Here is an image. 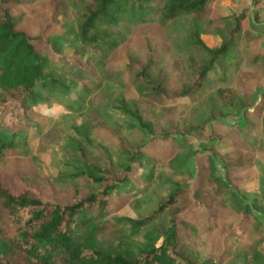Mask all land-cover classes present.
I'll return each mask as SVG.
<instances>
[{
	"label": "trees",
	"instance_id": "1",
	"mask_svg": "<svg viewBox=\"0 0 264 264\" xmlns=\"http://www.w3.org/2000/svg\"><path fill=\"white\" fill-rule=\"evenodd\" d=\"M35 1L0 0V264H207L208 257L221 263L231 254L261 264L262 231L258 232L261 227L251 211L258 206L246 203L232 189L235 182L216 175L213 161L223 163L226 177L250 166L256 153L264 162V97L255 102L245 90L247 81L261 79L262 58L246 32L236 37L242 16H208L210 0H46L49 22L38 34L29 35L16 26L26 15L21 6ZM67 23L72 24L80 48L71 56H60L58 62L86 91L94 90L84 98L86 123L125 159L114 163L105 151L90 153L76 144L65 145L64 151L78 165L68 174L69 199L51 202L41 197L40 186L47 179L32 156L25 158L34 172L14 175L21 185L17 191L9 187L4 170L6 152L18 147L15 136L27 134L41 117L34 109L42 101L35 89L48 93L66 89L41 72L38 49L48 42L45 29ZM149 24L163 30L165 43L158 52L145 34L142 57L130 37L136 27ZM211 29L221 36L212 48L200 37ZM121 45L125 47L122 66L108 67L106 59ZM240 49L242 56L237 54ZM76 53L88 55L81 62ZM218 59L225 64L223 75L213 76L217 87L199 96ZM102 79L117 83L120 93L112 107L132 118L147 138H128L122 130L132 124L102 119ZM231 79L235 88L223 87ZM198 97L178 118L168 107L160 114L150 111L152 103ZM225 106L242 116L229 130L227 149L219 153L210 146V155L197 156L199 164L192 176L182 172V159L196 152L176 135L209 131L207 138L220 137L210 130ZM154 141H170L175 148L165 160L153 157L150 170L136 181L135 169ZM167 172L184 174L183 183L162 196L160 177ZM116 199L129 208V215L112 217ZM192 208L199 209L202 221L185 217ZM225 209L236 219L225 224L220 250L206 254L216 216ZM122 224L131 230L151 225L135 253L124 243ZM96 236L102 237L105 247L96 244Z\"/></svg>",
	"mask_w": 264,
	"mask_h": 264
},
{
	"label": "rangeland",
	"instance_id": "2",
	"mask_svg": "<svg viewBox=\"0 0 264 264\" xmlns=\"http://www.w3.org/2000/svg\"><path fill=\"white\" fill-rule=\"evenodd\" d=\"M46 0H37L22 7L26 11V15L22 18L16 28L23 30L29 35L38 34L45 24L49 22L48 10L46 8ZM208 16H226L237 15L242 16L240 19V31L236 37L243 33L249 37V43L254 47V52H258L262 58V75L260 80H249L245 85V90L251 92L255 102L264 97V0H210ZM148 34L156 50L159 52L165 43L164 33L161 28L154 24L136 27L133 35L130 37L131 42L139 54L144 57L146 48L144 46V35ZM44 36L48 42L38 49V62L41 66V72L53 79H56L66 89L63 91H55L48 93L39 87L35 89L42 98L34 109L41 117L36 119L30 126L27 134L15 136L18 147L15 150L7 151V165L4 170V176L13 191H17L21 185L15 180V173L21 175H31L35 168L30 166L25 156H32L33 163L37 169L46 177L47 182L41 184L40 194L46 201L64 202L69 199L70 186L72 184L68 177L74 168L78 165L77 160L63 149L65 145L76 144L83 147L90 153H99L105 151L114 163H121L125 157L117 151L112 145L99 139L86 123L85 114L82 112L84 107V98L87 93H93L94 90L86 91L82 83L72 80L71 74L65 64L59 63L60 56H71L79 48L80 44L73 35V27L71 23L61 25V27L51 26L44 30ZM201 39L209 47H215L220 42V34L217 30L211 29L200 34ZM125 47L121 45L115 49L106 59V64L111 68H120L123 64V55ZM76 58L83 62L87 57V53H76ZM239 55H243V51H238ZM225 61L218 59L213 63L212 70L206 77L203 88L199 91V96L214 90L217 84L213 82L214 75H223V66ZM241 65V64H240ZM240 67V66H239ZM77 69V67H76ZM75 69H72L74 71ZM79 70V69H78ZM82 71V70H81ZM80 71V72H81ZM83 75H87L82 71ZM91 78V77H90ZM94 79V78H92ZM96 80V78L94 79ZM103 95L99 112L102 119L107 123L115 121H124L132 124L129 129H123L122 134L128 138H147L149 135L142 133L134 120L127 115L122 114L119 110L112 107V100L117 99L120 93V87L113 80L102 79ZM223 87L231 89L235 88L234 82L229 80ZM198 98H182L166 101L163 104L152 103L150 111L153 114L164 112L166 107L171 109L172 116L178 118L181 112L194 105ZM242 120L240 112L230 106L222 109V114L216 118L210 132L220 137L207 138L209 131L197 134L196 132H187L177 134L176 138L182 142L190 144L191 149L196 153L190 154L183 158L179 169L182 172L190 173L192 176L194 167L199 164L198 155L209 154L210 146L219 153H223L227 149V142L230 138L229 130L233 131L232 125ZM173 142L154 141L151 146L146 147L145 155L142 157V165L135 169L134 177L137 181L140 174L150 170L152 158L158 157L165 160L174 150ZM215 174L223 177L228 182H235L233 190L246 203H253L257 208L251 207L252 213L255 215L260 224L259 231L262 239L260 241V252L262 254L261 264H264V162L260 154L256 153L253 162L246 168H240L235 173L225 175L223 163L214 159ZM184 174L179 175L174 172H167L160 177L161 195L165 196L174 185L183 183ZM116 199L111 204L113 210L112 217L129 215V208ZM199 210V209H198ZM197 209L192 208L185 213L187 219L193 221H202L204 218ZM202 211V210H200ZM236 216L229 209L221 210L216 216L214 230L211 233L209 242L204 251L206 254H215L220 250L222 235L225 233V224L234 221ZM151 225L142 226L136 230H131L128 224L120 226L126 247L132 252H137L145 243L144 233L150 229ZM96 244L99 247H105L106 244L101 236H96ZM114 241V240H113ZM235 246V242L233 243ZM210 256V255H209ZM252 264L243 260L240 255L227 256L221 263L212 256L208 257L207 264Z\"/></svg>",
	"mask_w": 264,
	"mask_h": 264
}]
</instances>
